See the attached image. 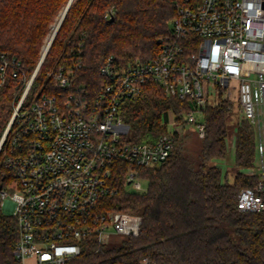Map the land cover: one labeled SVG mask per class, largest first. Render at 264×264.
<instances>
[{"label":"built area","instance_id":"2783aa9c","mask_svg":"<svg viewBox=\"0 0 264 264\" xmlns=\"http://www.w3.org/2000/svg\"><path fill=\"white\" fill-rule=\"evenodd\" d=\"M173 2L172 32L160 39L158 54L124 68L110 57L95 95L74 89V71L60 66L48 73L60 92L43 91L24 105L38 65L27 77L19 60L0 52V86L11 78L23 84L0 141L2 164L11 174L0 197L19 222L20 264H67L81 253L85 238L107 244L112 232L137 236L141 215L100 208L105 196L118 193L112 183L116 166L125 165L128 185L142 189L143 170L172 155L174 132L184 120L205 135L204 111L220 90L232 98L237 93L242 116L257 134L255 164L241 168L257 182L239 190L237 206L264 213V0ZM150 82L192 106L183 121L169 114L168 130L153 142H136L120 107ZM212 89L218 90L214 99ZM228 146L234 150L235 140Z\"/></svg>","mask_w":264,"mask_h":264},{"label":"trees","instance_id":"16d2710c","mask_svg":"<svg viewBox=\"0 0 264 264\" xmlns=\"http://www.w3.org/2000/svg\"><path fill=\"white\" fill-rule=\"evenodd\" d=\"M68 2L0 0V52L20 61L23 75L34 72L45 38ZM174 14L173 0H73L24 105L37 97L40 87L41 92H60L48 75L60 66L74 71V89L98 94L101 66L110 57L118 68L155 57L160 39L172 32ZM22 91L20 80L12 78L0 86V139ZM191 106L190 100L169 96L150 82L138 98L123 99L120 113L133 141L153 142L168 130L169 114L183 121ZM232 110L228 96L209 103L204 111L206 132L194 148L187 142L197 131L184 120L174 132L172 155L143 170L145 191L129 188L126 166L118 164L112 178L118 193L105 196L100 208L141 215L140 233L113 246L99 243L95 236L85 238L81 253L67 264H264V213L237 206L239 190L257 182L241 171L257 158L256 129L249 120L242 116L236 125L233 182L226 165L214 162L228 155ZM10 180L1 151L0 190ZM19 236L17 216L0 197V264H20L15 254Z\"/></svg>","mask_w":264,"mask_h":264},{"label":"rangeland","instance_id":"374dc122","mask_svg":"<svg viewBox=\"0 0 264 264\" xmlns=\"http://www.w3.org/2000/svg\"><path fill=\"white\" fill-rule=\"evenodd\" d=\"M60 17H61V15L59 16V18H57V21L52 24L51 31L49 32V34L45 38V41H44V44H43V47H42V54H43V52H44V50H45V48H46V46H47V44L49 42V39L51 38V36L53 34V31H54L58 21L60 20ZM42 90L43 89L40 87L39 91H37V96L41 93ZM212 91H214V95L212 97V99H214L217 96L218 90L217 89L216 90L212 89ZM220 95H222V97L225 98L227 96V92L220 90L219 95H218L217 98L214 99V102L218 101ZM237 97H238L237 93L233 94V98L231 96L229 97L233 101V110H232V112L229 115L230 121H229L228 141L230 142V144H231V142H233L235 140V137H236V134H235L236 133V125L239 122V120L243 118L242 117L241 108H240V105H239ZM15 106H16V104H15ZM169 130L171 131V128ZM172 131H174V130L172 129ZM197 134L198 133L196 132V134L194 136H191V137L188 138V142L187 143L189 144V146H191L193 148L197 147L199 145V138L198 137H201V136L199 134L198 135ZM1 139H2V137H1ZM1 139H0V141H1ZM214 162L216 164L221 165L222 167L224 165H226L225 168H227L226 170L228 171L229 182H233L234 177H235V172L237 170V168H236V166L234 164V150L229 148L228 155H227L226 158H224L222 160H215ZM142 183H143V188L140 189L139 191H145L148 188V181L147 180H142ZM129 188L132 189V186L130 185ZM10 206H11V204H10ZM8 209H10V208H8ZM124 237H125V235H123V234L112 232L108 244L110 246L119 245Z\"/></svg>","mask_w":264,"mask_h":264},{"label":"water","instance_id":"95a60500","mask_svg":"<svg viewBox=\"0 0 264 264\" xmlns=\"http://www.w3.org/2000/svg\"><path fill=\"white\" fill-rule=\"evenodd\" d=\"M72 2H73V0H69V2H68V4H67L66 8L64 9V11H63V13H62V15H61V17H60V20L58 21V23H57V25H56V27H55V29H54V31H53V34H52L51 38L49 39V42H48V44H47V46H46V48H45V50H44V52H43V55H42V57H41V59H40V62H39V64H38V70H39L41 64L43 63V61H44V59H45V57H46V55H47V53H48V51H49V49H50V46H51V44H52V42H53V40H54V38H55V36H56L58 30H59V28H60V26H61V24H62V22H63V20H64V18H65V16H66L68 10H69V8H70ZM0 147H1V144H0Z\"/></svg>","mask_w":264,"mask_h":264}]
</instances>
